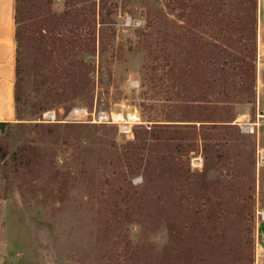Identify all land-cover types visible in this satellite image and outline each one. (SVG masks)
I'll return each instance as SVG.
<instances>
[{
	"label": "rangeland",
	"instance_id": "obj_1",
	"mask_svg": "<svg viewBox=\"0 0 264 264\" xmlns=\"http://www.w3.org/2000/svg\"><path fill=\"white\" fill-rule=\"evenodd\" d=\"M43 5L61 23L45 60L76 61L68 79L47 75V85L79 87L75 66L86 56L94 94L0 132V147L18 152L0 175L5 264H253V254L255 264L264 221L259 0ZM241 54L254 65V96L229 112L223 92L247 88L233 68ZM27 73L30 90L41 88L45 78Z\"/></svg>",
	"mask_w": 264,
	"mask_h": 264
},
{
	"label": "trees",
	"instance_id": "obj_2",
	"mask_svg": "<svg viewBox=\"0 0 264 264\" xmlns=\"http://www.w3.org/2000/svg\"><path fill=\"white\" fill-rule=\"evenodd\" d=\"M51 0H15L14 12V33H15V79H14V115L15 119H29L25 116L40 115L50 107H62L68 111L73 106L86 105L87 101L92 99L94 90L92 79L89 75V58L81 57L76 63L75 67H82L83 74H81L79 87L68 88V85L60 83L57 85H47V75H58V79L66 80L69 78V73H64L70 67H74V60L61 59L59 57L45 60L46 49L48 44L60 41V22L55 19L49 12H43V3H48ZM66 4L67 1H66ZM71 6V5H69ZM233 68L237 72V80H242L241 83L247 88L245 92L240 90V87L228 86L223 92L224 100L221 101L224 106H233L238 98L244 97L247 101L253 98L252 83L254 81V65L251 61L246 59L244 54L233 59ZM28 66L31 67L38 76H43L45 80L41 88L30 90L28 73ZM245 69L243 70V68ZM245 71V72H244ZM243 74L248 76L243 77ZM31 76V75H30ZM35 76V75H34ZM241 78V79H240ZM244 80V81H243ZM223 89L225 88L222 87ZM31 113L28 114L27 112ZM229 118L227 115L223 118ZM225 121V119H223ZM211 121V120H209ZM216 121V120H212ZM227 121V120H226ZM11 121H0V132L5 131V128L11 125ZM0 147V175L8 173L5 168L9 164L16 163L18 152L14 151L10 157L8 151H4ZM8 157V158H7ZM5 160V161H4ZM8 161V165L7 164ZM5 163V164H4Z\"/></svg>",
	"mask_w": 264,
	"mask_h": 264
},
{
	"label": "crops",
	"instance_id": "obj_3",
	"mask_svg": "<svg viewBox=\"0 0 264 264\" xmlns=\"http://www.w3.org/2000/svg\"><path fill=\"white\" fill-rule=\"evenodd\" d=\"M15 0H0V121H13L15 79ZM258 36L264 45V0L258 6ZM255 264L264 259V221L258 222L256 233ZM0 264L5 259L0 250ZM254 264V254H253Z\"/></svg>",
	"mask_w": 264,
	"mask_h": 264
},
{
	"label": "bare ground",
	"instance_id": "obj_4",
	"mask_svg": "<svg viewBox=\"0 0 264 264\" xmlns=\"http://www.w3.org/2000/svg\"><path fill=\"white\" fill-rule=\"evenodd\" d=\"M74 113L75 114H79V115H86V111H85V109H79V108H76V109H74ZM111 117H112V119H113V121L114 122H121V123H125V124H127L128 122H127V120L126 119H124L123 117H122V115L120 114V113H115V112H113L112 113V115H111ZM129 121H132V120H135L136 119V115L135 114H133V113H131V114H129L128 115V118H127ZM236 119V118H235ZM244 119H246V115H244V114H239L238 116H237V119H236V121H241V120H243L244 121ZM235 121V122H236ZM242 122V121H241ZM252 127V126H251ZM263 154H264V148H263V152H262ZM263 213H264V210H263Z\"/></svg>",
	"mask_w": 264,
	"mask_h": 264
},
{
	"label": "built area",
	"instance_id": "obj_5",
	"mask_svg": "<svg viewBox=\"0 0 264 264\" xmlns=\"http://www.w3.org/2000/svg\"><path fill=\"white\" fill-rule=\"evenodd\" d=\"M260 58H264V52L263 53H260L259 52V54H258V61L259 62H260ZM262 117H264V115H262ZM258 152L260 154V160H261L260 163L261 164H264V154L262 153L263 152V148H260L258 150ZM259 213H260L261 219H264V213H263V211H260Z\"/></svg>",
	"mask_w": 264,
	"mask_h": 264
}]
</instances>
